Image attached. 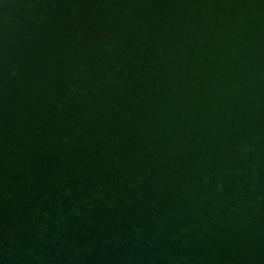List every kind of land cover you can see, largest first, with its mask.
I'll use <instances>...</instances> for the list:
<instances>
[{
	"label": "water",
	"instance_id": "obj_1",
	"mask_svg": "<svg viewBox=\"0 0 264 264\" xmlns=\"http://www.w3.org/2000/svg\"><path fill=\"white\" fill-rule=\"evenodd\" d=\"M0 264H264V0H0Z\"/></svg>",
	"mask_w": 264,
	"mask_h": 264
}]
</instances>
